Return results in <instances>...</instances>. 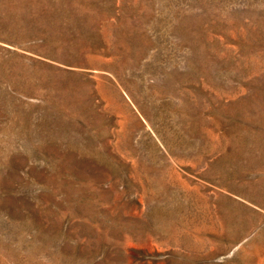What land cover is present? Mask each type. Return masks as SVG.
Masks as SVG:
<instances>
[{
	"label": "rangeland",
	"instance_id": "374dc122",
	"mask_svg": "<svg viewBox=\"0 0 264 264\" xmlns=\"http://www.w3.org/2000/svg\"><path fill=\"white\" fill-rule=\"evenodd\" d=\"M0 264H264V0H0Z\"/></svg>",
	"mask_w": 264,
	"mask_h": 264
}]
</instances>
